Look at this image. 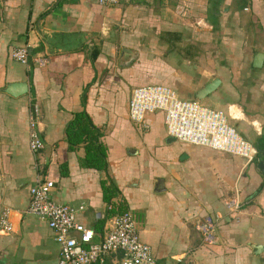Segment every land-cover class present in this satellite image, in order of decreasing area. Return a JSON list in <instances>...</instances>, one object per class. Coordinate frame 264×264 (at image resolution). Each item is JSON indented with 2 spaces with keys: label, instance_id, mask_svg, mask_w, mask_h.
I'll use <instances>...</instances> for the list:
<instances>
[{
  "label": "crops",
  "instance_id": "0c3cea01",
  "mask_svg": "<svg viewBox=\"0 0 264 264\" xmlns=\"http://www.w3.org/2000/svg\"><path fill=\"white\" fill-rule=\"evenodd\" d=\"M20 45L30 50L27 64L12 57ZM259 51L264 0H118L109 6L0 0V215L7 209L12 224L0 231V258L46 264L59 256L54 230L26 212L29 188L45 174L54 182L52 199L83 204L76 220L93 229L108 208L103 184L113 185L112 200L132 213L158 264H264V172L257 159L245 163L173 138L161 111L146 114V128L128 116L135 86L163 84L197 98L218 78L198 99L229 113L260 151L264 58L253 64ZM14 81H26L27 92H7ZM33 105L43 140L36 152L28 143ZM80 111L99 129L105 169L85 163L86 141L67 139ZM231 197L236 202L228 203ZM204 219L214 223L212 235L197 227Z\"/></svg>",
  "mask_w": 264,
  "mask_h": 264
},
{
  "label": "built area",
  "instance_id": "2783aa9c",
  "mask_svg": "<svg viewBox=\"0 0 264 264\" xmlns=\"http://www.w3.org/2000/svg\"><path fill=\"white\" fill-rule=\"evenodd\" d=\"M98 1L109 6L118 0ZM11 54L25 64L31 56L26 45L16 46ZM36 61L43 63L44 60L37 57ZM153 111L163 113L166 131L173 138L240 156L245 163L257 159L258 148L236 128L225 110L206 105L198 98H184L167 85L133 87L128 100L129 118L146 128V114ZM37 119L38 108L33 105L28 124V143L33 152L43 147ZM53 186V180L47 175L38 174L29 188L30 202L26 212L44 219L54 230L59 246L57 264H158L150 245L139 238L129 210L107 216L100 239L93 241L95 230L76 220V212L84 207L83 204L73 206L54 201L51 197ZM233 202H236L235 197H231L228 203ZM197 227L207 236L215 230L210 219L199 221ZM11 229L8 210L4 209L0 215V231ZM170 264L183 262L174 260Z\"/></svg>",
  "mask_w": 264,
  "mask_h": 264
},
{
  "label": "trees",
  "instance_id": "16d2710c",
  "mask_svg": "<svg viewBox=\"0 0 264 264\" xmlns=\"http://www.w3.org/2000/svg\"><path fill=\"white\" fill-rule=\"evenodd\" d=\"M99 129L93 125L85 111L78 112L66 128V136L71 144L86 141L85 163L99 169L106 168V153L104 146L99 142ZM104 201L108 204L105 216L97 220L95 232L101 233L104 219L115 213L127 210L121 203L112 200L115 187L103 184Z\"/></svg>",
  "mask_w": 264,
  "mask_h": 264
},
{
  "label": "water",
  "instance_id": "95a60500",
  "mask_svg": "<svg viewBox=\"0 0 264 264\" xmlns=\"http://www.w3.org/2000/svg\"><path fill=\"white\" fill-rule=\"evenodd\" d=\"M263 58H264V52H262V51L257 52L254 56L253 64L260 66L263 62ZM218 83H219L218 78H214L213 80L209 81L201 89H199L196 92L195 97L200 98V99L204 98L207 94H209L212 90H214L216 88ZM5 90L11 94H14V95L25 93L28 90L27 82L26 81L10 82L7 85ZM257 167L261 171L264 172V147H260V151H258ZM58 258H59V256H57L55 259L47 262L46 264H57ZM0 264H9V262H7L5 260V258L2 256L0 258ZM23 264H32V263H31V261H26Z\"/></svg>",
  "mask_w": 264,
  "mask_h": 264
}]
</instances>
